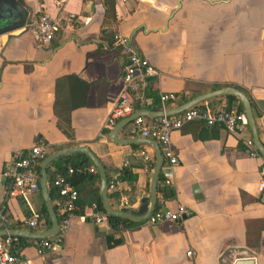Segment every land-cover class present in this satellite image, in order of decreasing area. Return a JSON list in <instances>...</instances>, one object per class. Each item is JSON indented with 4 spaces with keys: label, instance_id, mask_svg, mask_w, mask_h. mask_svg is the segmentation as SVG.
<instances>
[{
    "label": "crops",
    "instance_id": "1",
    "mask_svg": "<svg viewBox=\"0 0 264 264\" xmlns=\"http://www.w3.org/2000/svg\"><path fill=\"white\" fill-rule=\"evenodd\" d=\"M19 1L28 10L27 22L0 33V171L13 153L38 140L47 144V155L85 146L106 176L117 182L114 191H106L110 205L139 206L148 195L154 152L150 144L115 142L110 137L113 126H106L109 109L124 87L121 74L126 64L114 34L127 37L159 73L144 78L147 102L132 113L146 109L149 115L143 117L152 124L161 110L158 93L176 95L166 105L170 109L194 96L233 87L247 96L264 146V0ZM44 12L56 23L49 44H39L33 28ZM67 75L89 83L83 103L69 112L71 139L57 128L53 114L55 80ZM73 83L67 80L62 87V96L71 100L79 92L76 85L69 92ZM227 95L196 105L239 110ZM127 126L117 131V140L130 138ZM145 138L157 143L152 135ZM246 138L251 139L249 129L237 136L199 121L170 132L169 147L177 163L167 169L160 148L159 176L160 183L169 178L167 189L173 195L165 199L156 192V204L158 210L183 205L188 215L181 222L147 226L143 220L137 227L111 233L107 220L92 221L94 213L105 212L92 207L100 194L97 173H91V180L80 179L74 186L79 209L56 249L38 255L31 239L24 238L30 241L20 252L28 264H233L247 258L264 264V191L258 190L264 159L258 152L250 155L242 141ZM139 150L147 152L149 160L144 161ZM122 168L131 179L119 177ZM42 205L40 190L9 196L0 181V210L8 214L5 228L47 230L49 219ZM33 216L39 218L38 226H26L23 221ZM107 236L115 242L111 247H106Z\"/></svg>",
    "mask_w": 264,
    "mask_h": 264
},
{
    "label": "built area",
    "instance_id": "2",
    "mask_svg": "<svg viewBox=\"0 0 264 264\" xmlns=\"http://www.w3.org/2000/svg\"><path fill=\"white\" fill-rule=\"evenodd\" d=\"M114 1L116 3L126 2V0ZM72 16L73 14H70V17ZM55 26V20L47 13L44 12L38 15L33 25L37 42L39 44H49L53 38ZM113 41L126 54V64L121 74L123 90L109 109L105 121L108 127H112L118 120L129 116L134 108L138 107L140 109L147 102L142 94L144 78L159 75L148 60L139 55L127 37L114 34ZM175 99L176 95L172 92L158 93L156 97L162 111L166 109V105L172 103ZM191 121H199L207 127H220L237 136H241L248 130L246 119L241 110L225 108L209 110L195 105L173 115L157 117L152 124L147 123L143 116H135L128 123L126 132L130 138L154 136L159 149L163 150L167 159L166 167L170 169L177 163V158L170 151L169 134L172 130L179 129L183 124ZM242 141L250 155L257 154L250 138L242 139ZM138 154L144 161L149 160V156L144 150H139ZM46 155L47 144L39 140L27 149L12 154L10 161L0 171V181L4 182L6 193L9 196H22L29 192L39 191L40 175L37 166ZM87 171L96 173L93 166H88ZM72 172V168L68 167L65 174H55L50 182L51 187L55 189V196L51 204L58 219V229L51 236L31 239L30 243L38 255L56 249L68 230L71 218L77 214L79 209L77 205L78 193L67 180V176ZM169 184V178H163L161 185L167 187ZM116 186L115 179L106 181V191L112 192L116 189ZM258 190L264 191V162L258 170ZM92 207L95 208V205L92 204ZM7 215L6 210H0V229H5ZM187 215L188 211L183 205H178L174 210L154 209L145 218L144 224L153 226L166 221L181 222ZM91 217L95 224L107 220L103 212L94 213ZM23 223L28 227L35 228L39 224V218L33 216L25 219ZM17 242L18 237L16 236L6 235L0 237V264H28L27 258L20 252L19 248H16ZM185 254L189 256L191 251L186 250Z\"/></svg>",
    "mask_w": 264,
    "mask_h": 264
},
{
    "label": "water",
    "instance_id": "3",
    "mask_svg": "<svg viewBox=\"0 0 264 264\" xmlns=\"http://www.w3.org/2000/svg\"><path fill=\"white\" fill-rule=\"evenodd\" d=\"M2 6H0V33H4L25 25L28 20V10L19 0H0ZM222 94H230L237 98L239 101L244 117L246 119L247 128L251 134V140L254 148L259 153V155L264 159V146L259 142L257 137V131L255 127L254 117L252 113V109L250 106V102L241 91L233 88V87H224L221 89H216L201 95L194 96L190 100L181 103L178 106H175L170 109H165L164 111L160 110L155 112V117H161L163 115L169 116L180 112L188 107L195 106L198 102L205 100L214 95H222ZM149 111L146 109L138 110L127 117H124L118 120L110 131V137L115 142L122 141L123 144L129 142H137L143 144H150L152 146L154 152V164L152 167V171L149 178L148 183V195L141 198L140 204L136 209H128V208H113L108 200L107 192H106V173L102 166V164L98 161V159L93 155V153L87 149L85 146H76L70 148H62L58 149L51 154L45 156L39 165V190L41 197L44 202V207L49 219V228L43 231H29L22 229H11L5 228L0 229V237L2 236H16L20 238H29V239H38L45 238L51 236L57 232L58 229V219L55 214L54 208L51 204L50 197L47 191L46 184V166L52 162L54 159L65 156L71 153L80 152L88 157L93 167L96 170L98 180H99V194L102 203L103 210L105 212L106 217H118L123 219L132 220L135 222L143 221L145 218L152 212L156 205V184L159 177V170L162 165V156L160 153L159 146L156 142L138 137L136 139L129 138L127 140H117L115 135L119 129L124 127L127 123H129L135 116H147ZM233 264H254L253 260L250 258L247 259H237L233 262Z\"/></svg>",
    "mask_w": 264,
    "mask_h": 264
},
{
    "label": "trees",
    "instance_id": "4",
    "mask_svg": "<svg viewBox=\"0 0 264 264\" xmlns=\"http://www.w3.org/2000/svg\"><path fill=\"white\" fill-rule=\"evenodd\" d=\"M102 35H103V31L101 30V36ZM67 80L68 81L74 80V83L69 88V92L71 91V88H73L74 85H76V87L79 90V92L75 91V97L73 98V100L68 98L67 95L62 96V87H63L64 82ZM88 85L89 83L87 81H84L73 75H67L63 77L61 76L55 80V102L53 105V114L56 117L57 128L69 139H71L72 137V128L69 122V112L73 107L81 105L83 103V97L88 88ZM227 98L229 100L236 101L238 109L241 110V105L235 96L227 95ZM89 165H91V162L88 159V157L80 152L61 156V157L54 159L52 162H50V164L46 167V184H47V191H48L50 200L53 201V198L55 196V189L52 188L50 185L51 184L50 182L55 174H65L68 167L72 168L73 172L67 176V180L70 184H72L73 186H76L80 179H83V180L92 179L93 175L87 171V168ZM51 167L55 169L54 172L50 171ZM94 175L96 176V174ZM119 177L131 179L132 175H130L127 169L122 168L119 173ZM108 180L109 178L108 176H106V181ZM160 180H161V177L159 176L157 184H156V192L160 193L162 197L165 199L171 198L173 195L172 190H169L167 189V187L162 186L160 183ZM94 205L95 207H97V209H100L103 211V207H102L100 199L97 198V201L95 202ZM154 209L158 210V204L155 205ZM41 212L47 218V213L43 205L41 206ZM107 222L109 224L111 233H116L119 227L120 228L125 227L126 229L133 228V227H137L138 225L142 223V222H134L131 220L118 218V217H111V216L107 217ZM105 239H106V247H111L115 244V242L114 243L109 242L108 236ZM29 241L30 240L18 237L16 248H21L29 244Z\"/></svg>",
    "mask_w": 264,
    "mask_h": 264
}]
</instances>
